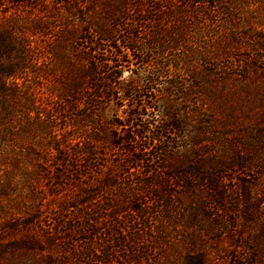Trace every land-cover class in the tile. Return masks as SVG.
<instances>
[{"label": "trees", "instance_id": "1", "mask_svg": "<svg viewBox=\"0 0 264 264\" xmlns=\"http://www.w3.org/2000/svg\"><path fill=\"white\" fill-rule=\"evenodd\" d=\"M243 1L0 0V58L4 64H0V264H163L170 256L176 260L165 264H178L177 258L181 257L183 262L179 264H210L203 252L195 249L194 237L179 239L177 224L181 213L185 207H199L193 191L209 200L207 195L218 183L203 180L199 171L204 165L212 171L216 166L226 169L224 150L239 149L238 157L246 151L251 164L264 172V150L257 148L252 133L257 132L264 139V122L253 123V128L248 126L246 138L222 144V156L201 149L202 155L211 158L176 166L169 163V153L173 152L169 151L170 146L158 147L169 137L176 139L171 143L175 145L172 149H178V143L186 145V141L189 146L191 140L195 146L201 145L187 117H195L201 123L231 125L214 120L199 99L194 100L191 115L173 113L154 125L149 116L154 117L153 112L159 110L144 100L130 103L120 95L118 100L128 103L127 119L109 133L111 146L122 153L120 159L100 152L95 127L87 136L79 133L70 139L63 135L64 131L62 136L56 135L48 98L36 92L32 83L38 73L48 81V68L42 70L41 66L51 58L59 57L62 62L67 45L73 42L75 28L64 20L59 30H51V22L32 18L29 10L52 4L51 9L61 19L62 8L81 13L90 6L89 11L94 14L85 24V47L77 56L84 59L85 54L89 55L91 62L70 68L73 72L68 78L59 87L49 89V94L58 100H69L73 111L75 105L84 110L99 105L101 92L109 91L104 76L111 69L122 67L121 63L134 65L135 53H142L149 54L145 65L158 69L155 80L161 74L170 80L179 76L182 69L191 83L187 89L174 84L177 93L194 89L211 104H225L229 110L239 106L241 97L253 102L263 114L264 15H244L240 11ZM108 11L130 24L131 33L123 37L127 41L124 46L118 36L113 38L115 46L112 31L100 23V17ZM138 25L143 30L139 35L152 40L139 43L142 48L136 46L139 36L133 34ZM98 42L106 44L101 45L104 49ZM71 52L68 56L73 57ZM99 55L106 58L100 61ZM125 57L130 61L122 60ZM104 62L110 69L105 70ZM120 77L116 73L114 79ZM234 88H239L242 96ZM120 92L125 96L123 88ZM166 93L172 95L168 90ZM40 96L45 103L37 106L35 99ZM24 105L29 113L26 156L20 135ZM165 105L176 107L173 98L167 99ZM133 109L136 112L130 114ZM32 112L34 118L30 116ZM96 125L99 127L97 121ZM149 134L151 138L146 136ZM222 139L226 141V136ZM143 140L148 141V146L140 144ZM154 149L159 166L147 170L143 164H153ZM25 163L30 166L27 171ZM170 179L179 180V187L188 195L183 196L181 211L177 209L176 196L167 191ZM199 181L207 185L200 186L204 192L193 186ZM188 225L193 227L191 219Z\"/></svg>", "mask_w": 264, "mask_h": 264}, {"label": "rangeland", "instance_id": "2", "mask_svg": "<svg viewBox=\"0 0 264 264\" xmlns=\"http://www.w3.org/2000/svg\"><path fill=\"white\" fill-rule=\"evenodd\" d=\"M262 1L264 2V0H244L240 11L242 9L244 15L248 12L256 16L260 14L264 15V4H261ZM244 4L246 5L244 6ZM51 7L52 4L48 5L45 9L36 7L35 9L31 8L29 11L33 14L31 15L32 18H41L42 20L51 22V30H59L58 26H61L64 20L69 21L75 28L73 42L71 45H67L68 47L64 51L65 57L62 62L58 61L59 57L51 58L50 61L46 59L47 64L41 66L42 70L48 68V81H45L43 77H40L41 73H38V78L32 83V88L36 92L38 91L42 93L43 97L48 98V109H51L53 121L51 126L55 128L56 135L60 134L62 136L61 133L64 131L63 135H68L70 139L77 138L79 133L87 136L92 131L91 127H95L96 130L93 131L96 132L95 138L100 147V152L107 155L114 154L116 155V159H120L123 158L122 153H120V150L113 148L109 140L110 131L114 130L117 123L121 122V120L127 119L128 115V103L118 100L120 95L123 98H128L130 103L132 101L141 103V100H144L148 106H153L155 107L154 110H159V112H153L154 117L149 116L150 123L154 125L160 122V118L162 121H166L173 113L182 116L191 115L190 111H194L193 104L199 99L200 103L202 102L208 108L206 113L211 115L214 120L231 122V125L223 126L214 123H201L195 117H187L188 122H191L195 137L202 142L199 145L201 148L197 145L195 146L191 140L189 146L188 141H186V145L178 143L179 148L172 149L175 148L174 144L171 145L176 140L174 137H169L164 144L158 147V149H165L170 146L169 151L173 152L169 153V163L171 166H176L179 164H192L204 160L207 156L211 158L209 155H202L201 149L204 151L210 150L211 152H216V156H222V144L228 142L233 144L240 139L239 137L246 138L248 136V131L246 130L248 126L252 127L253 123L257 121L264 122V112L262 114L259 107H256L253 102H249L244 98L239 97L237 101L239 106L234 110H229L225 104L224 107L211 104L210 101L203 99L201 94L194 89L177 93L175 87H173L174 84L182 85L183 88L187 89L188 84L191 83V80L181 72L182 69L179 72L180 77L175 76L167 80L161 74L155 80L154 74L158 69L155 66L153 68L147 67L145 62L149 60V54L142 53H135L137 61L134 65L121 63L122 67L113 68L104 76L107 78L105 81L107 80L106 83L109 85V91L101 92L102 100L99 101V105L95 108H85V110L81 108V105H75L76 109L73 111L69 100H58L54 94H49V89H52L54 86L59 87L68 78L69 72H73V69L70 68L76 69V67L86 66L91 62L92 58L89 55L85 54L84 59L77 56L78 53H82L83 47H85L83 40L87 36V33L83 32L86 29L85 24L92 19L91 16L94 14L89 11L90 6L83 8L81 13H78L79 11L76 10L69 13L62 8L59 12L61 19H59L56 10H52ZM114 14L113 11H108L107 14L100 17V23L105 29L112 31L111 41L115 46H117V42H114L113 38L115 39L116 36L121 40V46H124L127 41L123 37L127 38L131 33L129 31L130 24L123 21L120 16L116 15L114 17ZM2 21L0 20V22ZM142 32L143 30L139 25L133 30L134 36H139V42L136 43L138 48H142L139 46L141 42H146V44L152 42L151 39L148 40L147 37L139 35ZM98 44L100 48H102L101 45H106L101 42H98ZM43 45L41 44V46ZM39 50L40 52L43 51L42 48ZM71 51L74 52L73 57L68 56L72 53ZM98 57L100 61L106 58L103 55H99ZM122 60L130 61L129 57H125ZM0 64L4 65L2 58H0ZM103 64L105 65V70L110 69V66L106 65L107 63L104 62ZM147 69L149 70L147 71ZM111 71L112 73H110ZM116 73L121 74L120 79H114ZM120 88L125 90V96L120 92ZM234 89L238 91L239 96H242L239 88ZM166 90L171 92L172 95L167 94ZM105 93L108 94L106 95ZM170 98H173V103L176 107L170 106L169 108L165 105L166 100H170ZM35 101L37 106L40 103H45L41 99V96L40 99L36 98ZM22 112L20 135L23 141L22 152L26 156L28 152L27 126L29 123L26 116L29 113L25 105L22 108ZM135 112L136 110L133 109L130 111V114ZM231 114L232 117L230 116ZM30 116L34 118L35 113H30ZM129 120L131 121V119ZM202 120L205 121L207 119ZM96 121L99 127H97ZM91 123L93 126L90 125ZM100 123L104 125L102 126ZM85 125L90 126L85 127ZM252 133L253 138L257 139V148L263 151L264 139H261L260 134L257 132L252 131ZM146 136L152 137L151 134ZM225 136L226 141L222 139ZM37 138H35V141H37ZM140 144L148 146L149 143L147 140H143ZM238 151L239 149H235V151L231 149L224 150L226 169L216 166L212 171L207 165L202 166L199 171L201 178L203 180L207 179L208 182L212 181L211 183L214 184L218 183V185L216 188L214 187L215 189H213L210 195H207L209 200H205L200 192L193 191L192 196L194 197V201H196L195 204H198L199 207L194 206V210L185 207L181 213L180 222L177 224L179 239L182 240L187 236L194 237L196 242L195 249L203 252L204 258L210 264H264V172L251 164L252 158L247 155L246 151H244V154L240 153L241 157H238L239 155L236 156ZM157 153L155 149L151 152L153 164H149L147 161L144 162L143 165L147 170L156 169V166L160 162V160L155 158ZM24 168L27 171L30 169V166L25 163ZM179 182V180L170 179V187L167 188V191L176 196L177 209L179 208L178 210L181 211V207L184 204L183 196L188 198V195L182 187H179L182 185ZM193 186L196 190L200 188L199 191L204 192L205 188L200 186L207 185L199 181L195 182ZM189 219L194 223L191 229L188 225ZM182 258L184 257H181V259L177 258L178 264ZM174 260L176 259L170 256L168 260L163 261V264Z\"/></svg>", "mask_w": 264, "mask_h": 264}]
</instances>
